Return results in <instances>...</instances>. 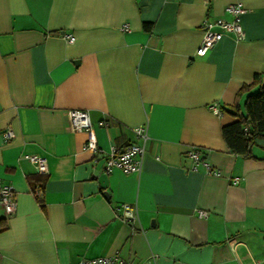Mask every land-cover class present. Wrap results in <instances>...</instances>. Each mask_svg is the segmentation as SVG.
<instances>
[{
	"label": "crops",
	"instance_id": "1",
	"mask_svg": "<svg viewBox=\"0 0 264 264\" xmlns=\"http://www.w3.org/2000/svg\"><path fill=\"white\" fill-rule=\"evenodd\" d=\"M233 3L244 38L197 56L202 21L229 20ZM256 75L264 84V0H0V184L15 201L12 214L0 204V264H264V136L245 157L221 132ZM69 109L88 111L97 162ZM140 125L139 173L106 171V153L137 142ZM192 148L221 175L194 167Z\"/></svg>",
	"mask_w": 264,
	"mask_h": 264
},
{
	"label": "built area",
	"instance_id": "2",
	"mask_svg": "<svg viewBox=\"0 0 264 264\" xmlns=\"http://www.w3.org/2000/svg\"><path fill=\"white\" fill-rule=\"evenodd\" d=\"M245 8L240 3L228 4L225 7V12L230 16L229 20L218 18L214 20L204 19L201 23L203 36L200 45L197 47L195 54L197 56H204L214 45L219 42L225 35H231L236 41L244 38V31L240 23V17L245 13ZM122 31H127L128 26L124 24L121 27ZM61 36L68 43L74 41V36L68 33H62ZM209 109L216 115H220V110L215 104L209 105ZM69 127L73 131H82L86 138L82 146L84 152L93 155V162H97L102 155V150L97 145L96 136L91 125L88 111L83 109H69L66 112ZM105 125L104 122L100 123ZM137 142L130 143L120 151L111 149L105 155V169L110 172L117 168L124 173H139L141 167V159L145 149V143L148 139L146 126H137L133 129ZM3 139L9 141L13 138V132L7 128L2 132ZM190 158L194 167L202 164L208 175L220 176L219 170L211 168L207 162L202 158L201 150L192 148L186 153ZM29 161L35 166L40 174L47 173L46 161L39 155L28 156ZM237 180L233 181L236 184ZM0 204L7 214H12L15 207L14 192L10 185L0 184ZM122 218L127 222H133L137 218L136 208L128 204H121ZM200 216H205L206 213L199 211ZM77 264H133L120 258L117 255H107L96 257L92 259H81Z\"/></svg>",
	"mask_w": 264,
	"mask_h": 264
},
{
	"label": "trees",
	"instance_id": "3",
	"mask_svg": "<svg viewBox=\"0 0 264 264\" xmlns=\"http://www.w3.org/2000/svg\"><path fill=\"white\" fill-rule=\"evenodd\" d=\"M144 27L148 29L149 24H144ZM255 87L257 89L245 98L243 112L235 106L233 114L237 119L221 129L230 152L245 157L250 156L256 138L264 136V84L261 77L256 75L253 83L243 85L239 94Z\"/></svg>",
	"mask_w": 264,
	"mask_h": 264
}]
</instances>
